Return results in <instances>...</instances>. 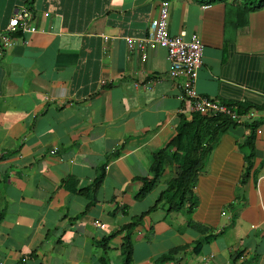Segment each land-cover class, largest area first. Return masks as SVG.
<instances>
[{
  "label": "crops",
  "instance_id": "1",
  "mask_svg": "<svg viewBox=\"0 0 264 264\" xmlns=\"http://www.w3.org/2000/svg\"><path fill=\"white\" fill-rule=\"evenodd\" d=\"M160 1L167 35L202 44L196 93L264 115V8L239 27L240 0H0V32L19 8L37 29L0 48V264H121V236L105 254L100 241L147 210L130 264H264L263 119L246 123L249 162L237 148L248 128L227 127L197 175L192 212H165L178 173L165 148L194 113L165 50L148 44L141 59L123 39L144 35ZM160 152L158 183L136 199ZM186 222L213 236L198 252L203 235Z\"/></svg>",
  "mask_w": 264,
  "mask_h": 264
},
{
  "label": "trees",
  "instance_id": "2",
  "mask_svg": "<svg viewBox=\"0 0 264 264\" xmlns=\"http://www.w3.org/2000/svg\"><path fill=\"white\" fill-rule=\"evenodd\" d=\"M217 1V0H212ZM225 1V0H220ZM264 8V0H240L238 12L241 15L242 20L239 23V27L246 25V15L249 12L257 11ZM19 36V34H15ZM243 112L246 110H238ZM233 122L222 116H200L194 114L191 116L190 121L180 120L178 127L176 128V135L173 140L166 146L165 149H172L169 154V158L173 160L178 166V173L175 179L170 180L166 185L165 193H171L170 197L165 199L164 206L165 212H180L184 209V214L189 215L192 212L194 202L192 188L196 181L197 175L202 169L204 161L209 154L215 140L222 134L227 127L235 126ZM249 134L246 135L243 142L237 145V148L245 154V162H249L252 157V135L254 131V125H246ZM163 152L156 155L155 159L150 165V178H141L139 182V188L135 194L136 199H141L147 195L158 183V179L162 173V160ZM100 178L95 181L93 187L98 185ZM160 200V198L158 199ZM158 202L157 200L155 201ZM153 207L150 208V210ZM141 213L138 216L131 217L130 220L121 225L117 230L111 232L100 241V248L102 254H105L107 247L106 244L115 236H121L120 244V258L121 264H130L131 257V237L135 227L139 226L142 217L147 214ZM186 224L192 228L197 229L202 233V237L194 242V251H199L202 244L209 241L213 236L204 235L207 231L204 228ZM178 249L169 251L165 255L158 259V262H164L170 260L173 254L177 253ZM102 260V259H101Z\"/></svg>",
  "mask_w": 264,
  "mask_h": 264
},
{
  "label": "built area",
  "instance_id": "3",
  "mask_svg": "<svg viewBox=\"0 0 264 264\" xmlns=\"http://www.w3.org/2000/svg\"><path fill=\"white\" fill-rule=\"evenodd\" d=\"M30 18V13L25 8L17 9L9 19L6 28L0 32V48L13 47L16 43L25 44L26 35L37 32V29L30 25ZM166 19V3L160 1L157 17L149 21L144 35L123 39L130 50L141 54V59H145V46L148 44H155L165 50L168 76L170 78L178 75L185 77L182 84V97L188 102L187 111L203 117L222 116L236 125H244L256 118L264 120L263 112L255 109L238 112L235 107L223 105L196 93L194 84L201 65L202 44L196 36L185 37L183 32L175 36L167 35L165 31ZM15 34H19V36ZM141 88L150 90L151 86L142 84ZM52 152L53 150L50 154ZM93 224L96 227H101L97 221H94Z\"/></svg>",
  "mask_w": 264,
  "mask_h": 264
},
{
  "label": "clouds",
  "instance_id": "4",
  "mask_svg": "<svg viewBox=\"0 0 264 264\" xmlns=\"http://www.w3.org/2000/svg\"><path fill=\"white\" fill-rule=\"evenodd\" d=\"M100 225V224H99Z\"/></svg>",
  "mask_w": 264,
  "mask_h": 264
}]
</instances>
